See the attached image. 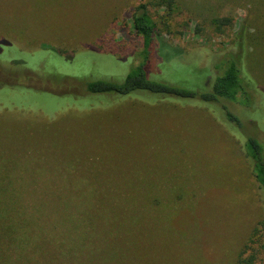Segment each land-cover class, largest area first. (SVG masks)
Returning a JSON list of instances; mask_svg holds the SVG:
<instances>
[{"label": "rangeland", "instance_id": "obj_1", "mask_svg": "<svg viewBox=\"0 0 264 264\" xmlns=\"http://www.w3.org/2000/svg\"><path fill=\"white\" fill-rule=\"evenodd\" d=\"M166 1L0 0V264H264V208L243 149L251 136L264 155V0ZM140 2L182 50L151 57L153 80L209 90L244 46L253 100L216 103L240 121L231 139L190 100L87 94V82H120L140 61ZM221 144L237 182L212 191L197 163L216 187Z\"/></svg>", "mask_w": 264, "mask_h": 264}, {"label": "trees", "instance_id": "obj_2", "mask_svg": "<svg viewBox=\"0 0 264 264\" xmlns=\"http://www.w3.org/2000/svg\"><path fill=\"white\" fill-rule=\"evenodd\" d=\"M166 2L168 3V7L173 4L172 0H167ZM131 19L133 33L141 46L140 51L138 52L140 61L135 62V66L120 82L113 80H95L87 82V94L99 93L113 95L114 97H111L110 99L112 103H118L125 100L141 103H150L152 101L155 102L157 100L165 99H170L175 102L190 100L193 102L190 103L192 106L207 107L209 112L214 115L213 121L219 125L224 130L225 134L231 139V134L234 131L232 129L234 127L233 125L241 127L240 121L232 112L228 110L224 111L223 109L218 110L216 103L221 100H228L231 102L237 101L240 104L249 105L253 100L252 95L249 92V87L253 86V83L251 81H245L241 67L244 46L240 43V48H238L234 54H230V58L226 62L225 69L221 74L214 77L209 90L189 91L184 88L171 86L164 82L153 80L149 77L145 66L151 57L155 56L162 62L163 60L171 57L180 56L182 50L167 43L163 34L159 32L156 23L150 16L146 3L140 2L135 6ZM172 50L173 52H171ZM111 51L114 50L112 49ZM127 56L129 57L132 55L129 53L128 55H125V57ZM261 91L264 93V88H262ZM147 95H156L158 97L149 99ZM183 105H188V103H183ZM223 146L226 147L227 144H221L216 148L211 149L216 153L215 158L217 159L214 163V165H216L215 168L220 166L224 171L223 177L214 172L215 174L213 179L219 180V184L216 187L209 185V181L212 180V175L208 176L204 173L207 171V168L204 167L203 169V166L197 163L200 176L197 177L196 175L195 178L202 186L206 185L209 190L212 191H215L216 188L223 187L222 182L224 180H226V184L229 187L232 185L235 186V182H237V179H235L233 175L234 172L232 170V166H230V163H228L227 160H224L225 156L223 155L226 153H224ZM243 149L247 159L250 161L251 171L257 182L260 199L264 208V155L262 144L256 138L249 136L243 143ZM175 152L176 151L172 153L176 154ZM192 167H194V163L188 165V168ZM226 171H228L227 176L225 175ZM193 172L198 174L195 171ZM191 178L194 179V177H190V179ZM145 181L146 179L144 181L141 180V184ZM130 194L133 195L134 192L130 190ZM216 195L219 196L217 192ZM146 197L143 198V200H146ZM256 232L257 228H254L252 234L255 235ZM245 261V258L243 259L239 257L238 259L239 264H245Z\"/></svg>", "mask_w": 264, "mask_h": 264}]
</instances>
